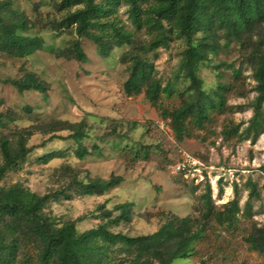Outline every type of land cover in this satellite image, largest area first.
<instances>
[{"label":"rangeland","instance_id":"1","mask_svg":"<svg viewBox=\"0 0 264 264\" xmlns=\"http://www.w3.org/2000/svg\"><path fill=\"white\" fill-rule=\"evenodd\" d=\"M10 1L26 12L33 24L31 33L43 37L46 49L25 58L0 53V79L19 78L32 71L46 84L47 93L21 92L12 84L0 82L2 109L13 117L4 132L13 141L18 140L19 133L24 134L33 149L0 185L21 183L44 195L75 178L90 181L122 176L118 186L102 194L52 198L43 205L42 214L61 221L84 217L78 222V229L84 231L101 221L97 219L99 206L111 209L130 201L135 205L131 221L111 229L131 236L157 231L170 214L199 216L210 185L217 205L239 200L241 220L233 228L213 223L197 253L173 264H264V252L246 241L251 233L264 230V130L257 138L255 131L247 133L258 95L254 73L258 56L264 51V24L241 41L226 44L202 68L207 89L220 80L230 83V108L211 130L179 141L144 94H125L128 70L121 56L128 46L116 48L105 57L91 40L82 37L86 59L78 60L68 53L78 39L74 28L57 27L67 14L60 8V0ZM118 16L134 31L136 41L150 39L145 29L133 27L124 2ZM184 47V42L174 36L169 48L150 54L163 82L178 81L180 88L185 84L178 77ZM80 122L86 124L84 143L91 151L82 159L75 154L73 141L66 138L71 130L65 129ZM229 123L239 127V135L223 136L224 125ZM62 148L68 149L66 156L48 163L39 160L45 152ZM184 153L196 164L189 171H176ZM252 184L255 195L250 194Z\"/></svg>","mask_w":264,"mask_h":264},{"label":"trees","instance_id":"2","mask_svg":"<svg viewBox=\"0 0 264 264\" xmlns=\"http://www.w3.org/2000/svg\"><path fill=\"white\" fill-rule=\"evenodd\" d=\"M122 2L127 5L133 27L145 29L150 34L149 40L136 41L134 31L119 18ZM59 6L67 14L57 27H73L78 35L68 49L69 55L81 61L86 59L82 37L91 40L105 57L116 48L128 46L121 56L128 70L123 83L125 94L132 97L144 94L157 107L160 117L169 122L179 141L211 130L230 108V83L220 80L207 89L202 68L226 44L241 41L264 24V0H60ZM32 28L25 11L16 9L10 0H0L1 54L25 58L45 50L43 37L31 33ZM174 36L185 45L178 75L185 82L182 88L177 86L178 81L164 83L150 57L159 48H169ZM254 75L258 95L247 133L255 131L257 138L264 130V51L258 56ZM0 82L12 84L21 92L47 93L46 84L32 71ZM3 104L0 97V182L33 150L24 134L19 133L17 141L5 134L13 117L2 109ZM65 129L71 130L66 138L76 145L75 154L80 159L86 157L91 152L84 143L88 134L86 124L80 122ZM222 134L233 138L239 135V127L225 124ZM94 147L98 149L97 144ZM67 154L65 148L49 150L39 160L48 163ZM122 181V176L90 181L75 178L65 187L44 195L21 183L0 185V264H173L197 253L213 223L233 228L241 220L239 200L234 198L217 205L210 185L203 195L204 209L199 216L170 214L157 231L149 234L131 236L111 229L113 225L131 221L135 205L130 201L117 203L111 209L99 206L97 219L101 221L84 231L78 229V222L84 217L61 221L42 214L43 205L52 198L71 199L75 193L102 194ZM252 185L250 194L255 195L256 186ZM246 241L253 249L264 252V230L251 233Z\"/></svg>","mask_w":264,"mask_h":264},{"label":"built area","instance_id":"3","mask_svg":"<svg viewBox=\"0 0 264 264\" xmlns=\"http://www.w3.org/2000/svg\"><path fill=\"white\" fill-rule=\"evenodd\" d=\"M196 164V160L188 153L182 155L181 160H179L175 165L176 171H189Z\"/></svg>","mask_w":264,"mask_h":264}]
</instances>
